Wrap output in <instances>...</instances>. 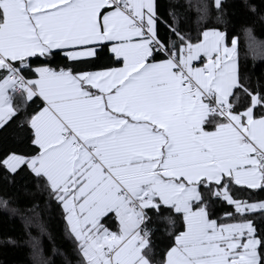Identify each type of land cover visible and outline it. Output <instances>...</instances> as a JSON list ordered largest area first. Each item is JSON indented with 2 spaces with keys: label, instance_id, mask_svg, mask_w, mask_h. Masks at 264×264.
<instances>
[{
  "label": "snow or ice",
  "instance_id": "obj_1",
  "mask_svg": "<svg viewBox=\"0 0 264 264\" xmlns=\"http://www.w3.org/2000/svg\"><path fill=\"white\" fill-rule=\"evenodd\" d=\"M177 7L0 0V214L30 264H73L56 211L75 264H264V72L229 34L251 18L255 64L264 0H200L195 32Z\"/></svg>",
  "mask_w": 264,
  "mask_h": 264
},
{
  "label": "trees",
  "instance_id": "obj_2",
  "mask_svg": "<svg viewBox=\"0 0 264 264\" xmlns=\"http://www.w3.org/2000/svg\"><path fill=\"white\" fill-rule=\"evenodd\" d=\"M168 2L178 5L176 11L181 14L182 20L185 19V16L190 18L189 23L186 26H190L195 32L197 27V13L194 6L198 4L200 0H168ZM246 23H252L251 18L246 16L242 11L237 10L236 16L233 19V24L229 26V34L230 36L235 35L239 39L241 63L247 66L250 73L254 72L258 75L261 72H264V52L260 49L256 50L254 64L253 53L247 49V39L242 28ZM207 26H214V21L210 19ZM253 34L258 41L264 43V24L258 22L254 24ZM253 79H255V77H253ZM13 190L12 186L7 185L0 180V191L11 194ZM238 195L248 196L249 193ZM254 199H264V192L257 193L254 196ZM45 219L48 221L49 228L55 237V244L60 247L67 256L71 258L73 264H75L77 257L73 252L71 243L63 237L64 225L59 212H54L51 218L45 216ZM9 239L16 240L17 244L13 246L8 242ZM24 239L25 231L22 223L18 219L10 218L7 214H0V264H30L28 248L20 243ZM157 243L163 247L162 238H158ZM44 246L47 252L50 247L47 239L44 240ZM55 259L56 264H64L63 257L57 256Z\"/></svg>",
  "mask_w": 264,
  "mask_h": 264
}]
</instances>
